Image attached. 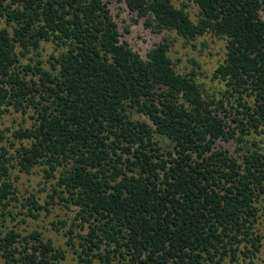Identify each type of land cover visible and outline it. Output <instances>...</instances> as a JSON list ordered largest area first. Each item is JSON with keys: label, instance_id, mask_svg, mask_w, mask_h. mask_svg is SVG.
<instances>
[{"label": "trees", "instance_id": "16d2710c", "mask_svg": "<svg viewBox=\"0 0 264 264\" xmlns=\"http://www.w3.org/2000/svg\"><path fill=\"white\" fill-rule=\"evenodd\" d=\"M123 1L155 31L224 37L213 71L220 96L175 69L166 41L145 59L120 41L107 0H0V116L8 105L36 111L13 132L29 140L16 148L17 166L30 173L47 163L50 175L63 167L54 192L89 224L80 258L104 244L128 256L122 264L251 261L264 196V151L250 137L264 134V0H192L196 20L173 0ZM41 41L62 47L56 73L20 63ZM32 67L38 80L27 78ZM218 139H233L237 154ZM7 153L1 144L2 205L15 190ZM0 250L8 264H64V250L37 230H7Z\"/></svg>", "mask_w": 264, "mask_h": 264}, {"label": "rangeland", "instance_id": "374dc122", "mask_svg": "<svg viewBox=\"0 0 264 264\" xmlns=\"http://www.w3.org/2000/svg\"><path fill=\"white\" fill-rule=\"evenodd\" d=\"M113 19L117 23L119 39L128 44L133 51L139 53L142 58L147 57L148 50L159 42L166 41L169 45L168 54L172 59L175 69L180 73H194L195 79L201 84L206 93H215L220 96L219 91L225 88L224 81L213 77L216 66L225 57L226 39L211 33L199 35L194 39H186L173 30L155 31L150 26L145 25V18L137 15L128 9L123 0H107ZM176 6L185 5L193 20L197 19L199 8L192 0H173ZM4 24V21H2ZM62 47L57 46L52 41H41L37 49H31L24 55H20L22 65H40L43 69L53 73L57 68L53 67L55 58ZM39 61V62H38ZM40 73L34 67L28 70L27 78L33 77L38 80ZM36 111L34 106L26 104L24 109L8 105L7 110L0 116V131L4 138L0 145H4L7 150L10 179L15 188L12 193L13 198L6 205L0 204V237L9 229H15L26 235L37 230L44 239H49L55 247L64 250V264H122L127 261V255H120L119 251H112L113 246L101 244L99 249H94V255L80 258L78 252L81 251L83 237L89 231V224L81 221L78 217V207L70 201L61 198L54 188L60 189L57 184L61 166L52 175L47 174V163H40L33 167L30 173L21 171L17 166L16 148L21 143H28L27 138H18L13 132L19 128L29 127L36 122ZM132 116L136 119H149L145 114L134 112ZM252 139L259 140V145L264 151V134L251 135ZM155 139H162L158 134H154ZM217 147L226 148L230 153H236L237 143L233 139L216 141ZM164 145L162 151L170 149ZM53 194V198H51ZM65 197L68 195L63 193ZM34 197L41 205L39 209L27 204V199ZM259 218L256 222V230L261 235V246L258 252L243 261L242 256L239 264H264V196L259 203ZM29 208L36 216H32ZM72 231L71 233L69 231ZM72 237L71 241L69 237ZM1 253V250H0ZM96 253V254H95ZM101 254V257L98 254ZM105 255L109 256L107 260ZM86 258V259H85ZM0 264H8L0 254ZM231 264V263H227Z\"/></svg>", "mask_w": 264, "mask_h": 264}]
</instances>
